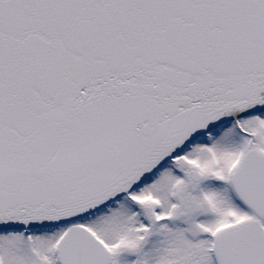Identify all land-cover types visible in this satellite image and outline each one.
<instances>
[{"label":"snow or ice","instance_id":"1","mask_svg":"<svg viewBox=\"0 0 264 264\" xmlns=\"http://www.w3.org/2000/svg\"><path fill=\"white\" fill-rule=\"evenodd\" d=\"M0 264H264V0H0Z\"/></svg>","mask_w":264,"mask_h":264}]
</instances>
